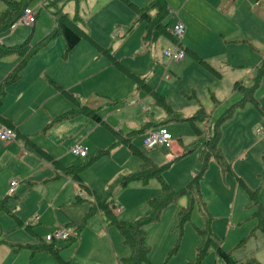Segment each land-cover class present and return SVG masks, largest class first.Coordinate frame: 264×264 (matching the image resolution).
I'll return each mask as SVG.
<instances>
[{
  "label": "rangeland",
  "instance_id": "374dc122",
  "mask_svg": "<svg viewBox=\"0 0 264 264\" xmlns=\"http://www.w3.org/2000/svg\"><path fill=\"white\" fill-rule=\"evenodd\" d=\"M40 2L35 0L30 5L35 13L39 12L31 44L49 33L53 26L51 14L55 11L54 7L46 6L47 2H42V5L39 6ZM58 5L61 6L60 3ZM115 5L124 10L128 16H132L131 11L118 1L83 0L78 7L76 23L102 43L98 42L99 45L111 48L114 51V56L130 73L144 79L150 89L156 90L164 96L167 104L178 113L181 119L193 115L200 105L207 111L213 109V116L210 117L212 112H206L208 113L206 124H195L201 132L198 136L190 123L172 120L169 115H174L173 113H166L156 106L152 95L146 89L139 87L131 77L111 65L110 61L99 52L97 55L100 61L91 67H86L80 58L70 59L66 63V58H63L64 47L63 50L60 47V54L49 55V57L52 60L55 57L54 63L57 68L59 67L58 73L61 78L69 83H77L71 90L74 93H79V96L68 91L75 95L81 104L98 110L111 129L102 126L95 127L93 122L88 121L93 126L88 132L81 133L80 136L71 140L67 139V154L77 164L79 158L70 154L71 149L77 145L86 147L89 156L95 154L102 147V149L110 148L109 156L99 158L91 167L83 171V174L81 173L82 177H85L92 187H95L92 189H95L96 193L103 194L106 190H102L101 181H105L111 173H118L117 166H121V174L115 178L126 176L139 167V159L130 154L129 150L121 143V139L130 136L133 131L144 129L143 133L133 137L132 144L146 157L153 159L156 164L164 166L162 178L172 191L186 190L189 183L194 180L196 175L200 174L203 167L200 155L213 120L215 119V122L219 119L225 113L224 110L240 98L238 92L233 94V91L223 90L225 81H231V77L237 75V82H241L244 86L251 85V77L255 76L254 65L257 60L253 58L247 62L246 67L241 68L227 65L224 58L221 62H211L216 67L208 62L221 73L219 80L195 63L187 54L182 61L170 60L163 56V49L171 45V40L164 35L156 42L145 44L142 39L145 28L142 24L136 26L133 32L122 38L125 28L117 23L123 21V15ZM75 7L76 4L71 1L64 5L63 11L72 18ZM4 9L5 4L0 1V13ZM163 23L168 25V31L172 29L173 21L170 17L167 16ZM31 30L32 26H17L14 31L8 30L0 34V42L5 45L19 44L28 37ZM187 38L188 35H184L182 42L184 48L187 47ZM189 39L194 51L202 58L208 57L205 40L213 45V38H206L194 30L189 35ZM58 42L64 46L61 37L53 41V46H57ZM82 44L90 46L85 41ZM94 52L96 53V51ZM9 60L17 61V57L11 55L0 59L1 62L12 63ZM48 76L51 77V74ZM213 83L219 84L218 87H213ZM256 93L255 95H258V92ZM232 94L234 97L231 96L228 105L227 97ZM219 95H221L222 103L217 104L218 106L216 105L214 108V104L218 103ZM212 97H216V101L212 100ZM63 102V112L73 107L67 98H64ZM245 107L255 109L251 104H247ZM47 109L46 106L41 112ZM147 124L152 125L147 126ZM160 128H164L172 137L169 147L146 149L143 144L144 137L151 131ZM112 131H120V134L116 135ZM260 132L261 128H258L254 136L260 137ZM82 136L84 139L81 141ZM224 136L226 133L222 131L221 127L220 140H223ZM103 137H106L105 142H102ZM248 138L249 136L246 134L242 145L247 144ZM16 145L18 152L25 149L28 152L30 150L39 161L45 164L46 161L30 146H24L25 144L22 142H17ZM11 150L14 148H10ZM10 151L0 155V169L2 165L6 164V168L0 172V190L6 184L0 199L8 195L10 181L17 179L12 173L14 165H18L19 161L11 160ZM183 152L185 153L183 154ZM70 163L68 162V164ZM207 168L203 176L198 178L195 191L190 193V199L188 197L177 198L165 205L158 220L144 228L149 262L141 264H225L222 259L217 257L211 244L202 258L198 260V249L207 242L209 237L220 244L223 251L230 253V256L239 264H252L251 260L264 264V229H261L263 231L254 230L259 217L255 214L256 208L253 206V202H255L257 203L255 206L258 207V204H261L264 207V172H260L259 175L240 177L251 190V192H247L238 179L223 172L221 166L212 159ZM261 170L264 171V167H261ZM20 178L23 181L18 187L25 186V188L18 190L17 187L14 194L5 201L6 208L17 219L8 215L4 209L0 211V264H58L48 252L37 251L40 253L31 256L33 249L29 247L30 251L22 247L26 244L36 243L37 236L46 242V235L63 230L64 227L56 217L60 210L51 208L47 213H42L37 203V195H41L40 189H28L32 185L31 181L24 182L25 180ZM153 187L156 192L152 190ZM114 190L112 198L118 207L117 219L131 222L145 214H151L150 202L147 203V200L160 194V185L156 179H152L149 185L143 186L138 182H132L125 188L117 187ZM253 191L256 192V197H253ZM84 200L86 201L74 203L71 207L81 206V204L88 206L89 198H84ZM183 208L188 210V219L181 227L179 223ZM261 215L264 216L263 210ZM96 216L104 223L103 225L109 228L111 233L104 236V246L99 244L94 247V242H99L96 239L99 236L88 232L84 239L87 244L77 254L81 236L76 244L63 245L61 255L69 260L74 255V264H99L108 261V258H113L115 253L119 256L128 254V257L131 254L130 248L123 242L121 234L114 225L105 221L100 213H97ZM93 230L95 231V229ZM121 259L122 257L115 264H122Z\"/></svg>",
  "mask_w": 264,
  "mask_h": 264
},
{
  "label": "crops",
  "instance_id": "0c3cea01",
  "mask_svg": "<svg viewBox=\"0 0 264 264\" xmlns=\"http://www.w3.org/2000/svg\"><path fill=\"white\" fill-rule=\"evenodd\" d=\"M113 1L121 3L119 0ZM130 1L140 8H143L152 2V0ZM166 2L169 7V13L167 16L172 19V25L177 22H182L185 26L184 35H188V38L186 39V49L191 52H195L198 56H200L196 51H194V47H192L189 39V35L194 30L206 38L214 39L213 45L205 40V44L208 48V51H206L208 53V57H204V59L200 56V58L207 61V63L209 62L211 65L216 67L211 62H221L222 58H224L227 65L241 68L246 67L248 64L247 62L253 60L254 58L257 60V63L254 65L257 70L261 63L264 62V0H166ZM115 7H117L123 15V21L118 22L117 24L123 25V28L128 27L134 21L135 18L133 16L135 14L126 6L125 7L131 11L132 16H128V14L119 8V6L115 5ZM142 25L144 26V24ZM86 33L97 44L98 42L102 44L100 41L94 39L91 34L88 32ZM119 35L121 34L119 33ZM170 40L172 43L174 39ZM83 41L87 42L90 46L82 44ZM52 43L53 41L37 55H35L22 72L20 80L6 89V94L0 107V125L12 128L16 133L17 140L9 142L0 141V155H4L6 151H10V148H14V150L10 151L9 155L11 160H18L19 164L16 166L14 165L15 168L13 169V176L19 180V184L23 181L20 177L25 180L24 182L30 180L32 185L29 186L28 189L39 188L41 195H37V203L40 211L42 213H47L51 208L54 210L55 208L60 210L59 215H57L56 212L55 214L57 220L62 222V226L65 227V225L70 221H79L88 210L87 207L89 208L91 201H93L94 193H99H96V191H94L95 189H92L95 187H92L90 182L87 181L85 177H82L83 173L80 175V179L84 186H81L64 176L58 179H52L55 176V171L52 166L48 162L43 164V162L39 161L30 150L28 152L26 149H22L24 151L18 152L19 150L16 143H23V139L20 136L25 134L31 138V141L37 147L47 152L62 166L66 167L78 165L81 163L83 158L75 156L79 158V162L77 164L74 163L66 151L67 139L71 140L74 137L80 136L81 133L88 132V130L93 127L88 121L93 122L96 125L95 127L104 126L96 124L94 121L81 115L71 119H60L54 121L56 117L71 110L75 106L72 103L73 107L71 109L65 112L62 111V106L64 104L63 99L66 97L60 94L59 91L49 83V79H52L57 85L65 89L67 92H73V94L77 96H79V93H74V91L71 90V88L75 87L77 83H69L61 78L58 73L59 67L57 68L54 63L55 57H53V60L49 57V55L56 56V54H60V47L61 50H63L64 47L63 44H60V42H58L59 44H57V46H53ZM94 51H96V53ZM73 58L82 59L86 67H91L100 61L97 55V50L87 40H82L72 50L65 62L67 63ZM106 58L108 59V57ZM117 60L120 62L119 59ZM9 61L12 63L0 61V81L7 75L8 72L11 71L17 62L15 60ZM120 64L122 65L121 62ZM48 74H51V77L48 76ZM253 77L254 76L251 77V81H253ZM237 81V75L232 76L231 81H225L223 90L225 89L226 92L228 90L233 91L234 94L235 91L233 87ZM218 85L219 84L213 83V87H218ZM256 92H258V95L254 96L258 101L259 110L251 103L247 104H251L255 108L254 110L252 107L246 108L245 106L247 104L243 108L237 109L233 116L222 124V131H225L226 136L223 137V140L219 141V147L233 169V174L230 175L235 179H238L247 189L248 187L245 183H243L244 180L240 177L244 178L248 175H259L260 172H264L261 170V167H264V76L261 78ZM233 94L227 97L228 105L231 96L234 97ZM75 95L73 96L76 97ZM217 100L218 103L214 104V108L217 104L219 105L222 103L221 95L218 96ZM196 102L199 104L198 101ZM80 105L83 104L80 103ZM46 106L48 109L41 112V110ZM83 106H86L91 110H96L88 107L87 105ZM211 110L213 109H210L209 111ZM97 113L101 117L98 110ZM101 119L106 123L104 118L101 117ZM49 124L50 126L47 127ZM258 128H261V136L255 137L254 133H256ZM246 134L249 136L247 144L242 145V140ZM80 139L82 141V139H84L83 136ZM105 140L106 137H103L102 142H105ZM102 148L99 150H102ZM87 156H89L88 151L86 157ZM68 162L71 163L68 164ZM5 168L6 164L2 165L0 172ZM117 169L119 170L118 173H111L105 181H101L102 190H105L106 186L117 175L121 174V166H117ZM5 186L6 184L0 190V195L5 191ZM23 187L25 188V186H19L18 190ZM77 189L85 190L87 195L84 193L83 196L78 197L76 195ZM152 190L156 192L154 187ZM84 198H89L88 206L81 204V206L71 207L74 203L86 201ZM123 213H125L124 210ZM96 217L97 216L95 215L92 219H90L87 227L82 232L80 245L76 254L84 245L87 244L84 239L88 232L99 236V238H96L99 242H94V247H97L99 244L102 246L105 245L103 240L104 236L109 235L111 231ZM93 229H95V231ZM127 255L128 254L119 256L115 253L113 258H108V261L99 264H115L120 257L125 258ZM60 257L62 260L69 261L70 264H74V255L71 260L63 257L61 254Z\"/></svg>",
  "mask_w": 264,
  "mask_h": 264
},
{
  "label": "trees",
  "instance_id": "16d2710c",
  "mask_svg": "<svg viewBox=\"0 0 264 264\" xmlns=\"http://www.w3.org/2000/svg\"><path fill=\"white\" fill-rule=\"evenodd\" d=\"M5 4V9L0 13V34L7 32L8 30H16L17 26L12 29V25L17 22L26 7H30L31 3L35 0H0ZM41 1L39 6L42 5V2H47L46 6L54 7L55 11L52 12V21L53 28L52 30L44 35L41 39L32 43V37L34 32V25L36 21L31 25L32 30L28 37L21 43L15 45H5L0 42V59L15 55L17 57V62L13 66L10 72L0 81V107L2 105V100L5 97L6 89L20 80L22 72L27 67L30 60L37 55L42 49L47 47L52 41L56 38L61 37L64 41V55L63 58L67 59L72 50L82 41L87 40L101 55L108 57L112 65H114L117 69L122 71L124 74L131 77L139 87L146 89L149 94L152 95L154 104L163 109L166 113L174 114L169 115L172 120L188 122L193 127L196 134L199 136L201 133L196 127V123H205L208 119V113L212 112L207 111V109L203 106L191 116L181 119L177 112L173 111L171 107L167 104L166 99L159 95L156 90L150 89L145 82L144 79L137 77L136 75L130 73L125 69L124 66L120 64V62L115 58L114 52L111 48H103L99 44H97L93 39L89 37V35L76 23L78 20V7L82 0H36ZM73 1L76 4L74 16L70 18L67 13L63 11V7L66 3ZM122 4H124L127 8H129L134 14V21L128 26L125 27V32L122 35V38L129 35L133 32L134 28L138 25L144 24L145 26V34L143 36V41L145 44H149L151 42H156L162 35L167 37L168 39L173 40V36L171 35V30L168 31V25L163 23V20L167 17L169 13V7L166 0H152L150 4L147 6L140 8L132 3L130 0H119ZM61 4L59 7L58 4ZM154 12V13H153ZM39 16V12L35 13V19ZM20 26V25H18ZM30 27V26H29ZM186 54L195 61L198 65H200L203 69L208 71L211 75L216 78H220V72L213 68L207 61L203 60L198 56L195 52H191L185 48ZM264 76V62L261 63L260 67L256 70V74L253 77L252 85L244 86L241 82H235L234 91L238 92L241 97L240 99L228 107L222 114L219 119L215 122L213 120L212 127L209 129V133L206 136L207 139L204 141L203 151L200 155V161L203 167L200 170V174L195 176L190 183L189 186L182 191L174 192L168 186L166 182H164L162 178V172L164 166L156 164L150 157H146L144 153H142L138 148H136L132 144V139L136 135L143 133L144 129L139 131H133L130 133V136H126L121 139V143L129 150L132 156H135L139 159V167L128 174L126 176L115 178L112 182H110L106 191L103 194H95L94 199L91 201L88 210L84 213L79 221H70L68 222L64 228H68L72 231V235L70 238L66 240H58V241H43L40 237L37 236V242L35 244H26L22 247L29 249H33L31 251V255L40 252H48L53 256V258L58 262V264H70L69 261H64L61 259L60 254L63 250V245L70 246L76 244L88 225L90 219H92L97 213H100L111 225L119 231L123 238V242L130 248V256L122 258V264H141L143 262H149L147 253L148 250L145 246L146 234L144 228L154 222L157 221L162 208L172 202L173 200L183 197H188L190 199V193L195 191V187L198 182V178L203 176V174L207 171L208 163L212 159L215 163L221 166V170L223 172L233 174V169L231 164L226 160L223 155L220 147V128L222 124L230 119L234 112L237 109L243 108L247 103H251L256 109L259 110L258 101L256 100L255 92L259 87V83L261 78ZM49 83L55 87L60 94L65 96L73 105L75 106L71 110L65 112L64 114L56 117L54 121L60 119H71L77 117L79 115L89 118L94 121L96 124H101L106 128L110 127L101 119L98 115L97 110H91L86 106L80 105L79 100L74 97L72 94L67 92L65 89L61 88L57 85L52 79H49ZM193 98V97H192ZM212 100L216 101L215 97H212ZM176 113V114H175ZM212 117V115L210 116ZM52 123V122H51ZM50 123V124H51ZM47 125L48 126H50ZM152 125V124H147ZM7 127V126H6ZM9 128V127H8ZM12 129V128H11ZM111 130V129H110ZM114 134L119 135L120 131H112ZM23 139V143L25 145H29L33 150L46 162H48L53 170L55 171V176L52 179H58L60 177H67L72 181L78 183L81 186H84L81 182L80 175L83 171L87 170L91 165L97 161L99 158L103 156L110 155V148L98 150L94 155L84 157L81 160V163L78 165L71 166H62L57 161H55L47 152L37 147L27 135L20 136ZM17 140V138H16ZM185 152H183L184 154ZM179 157V156H178ZM152 179H156L160 185V194L156 197L147 200V203L150 202L151 206V214H145L141 218L137 220L128 222L121 221L117 219L116 210L117 207L113 202V193L114 189L117 187L125 188L132 182H138L143 186L147 185ZM245 188V187H244ZM113 189V190H112ZM83 193H86L85 190L80 189ZM245 191L251 192V190L245 188ZM256 192L253 191V197ZM10 197L7 195L5 198L0 199V211L4 209L8 215L15 217V215L10 212L6 206L5 201ZM255 202H253V206L256 208L255 214L259 217L258 224L255 225L254 230L264 229V216L261 215V211H264V207L261 204H258V207L255 206ZM262 216V217H260ZM17 219V218H16ZM188 219V210L183 208L182 215L180 217L179 225L182 227L183 224ZM263 231V230H261ZM209 244L213 245L215 254L218 258L222 259L225 264H239L235 261L230 253L224 252L222 246L215 242L210 237L207 242L198 249L197 257L198 260L202 258L205 254L206 250H208ZM61 245V246H60ZM40 251V252H37ZM252 264H259L254 260L250 261Z\"/></svg>",
  "mask_w": 264,
  "mask_h": 264
},
{
  "label": "built area",
  "instance_id": "2783aa9c",
  "mask_svg": "<svg viewBox=\"0 0 264 264\" xmlns=\"http://www.w3.org/2000/svg\"><path fill=\"white\" fill-rule=\"evenodd\" d=\"M35 19V10L31 7H26L19 20L12 25V29H14L18 25L22 26H31ZM171 35L173 36V41L170 46L163 49V56L170 60L174 61H182L185 58V48L183 46V38L185 34V26L182 22H177L173 25L171 29ZM16 140V133L13 129L0 125V141L9 142ZM172 140L171 135L164 129L160 128L150 133L146 134L143 139V144L146 149L151 150L156 147H165L168 148L170 141ZM71 154L74 156H78L81 158L86 157L87 149L82 147L81 145H77L71 149ZM19 184L18 179H13L10 181V187L8 190V195L12 196ZM77 196L81 197L84 193L81 190L76 192ZM72 235V231L68 228H63V230H57L53 234L46 235V241H58V240H66L70 238Z\"/></svg>",
  "mask_w": 264,
  "mask_h": 264
},
{
  "label": "clouds",
  "instance_id": "9594fccd",
  "mask_svg": "<svg viewBox=\"0 0 264 264\" xmlns=\"http://www.w3.org/2000/svg\"><path fill=\"white\" fill-rule=\"evenodd\" d=\"M186 53V52H185ZM77 195V194H76ZM79 197V196H78Z\"/></svg>",
  "mask_w": 264,
  "mask_h": 264
}]
</instances>
